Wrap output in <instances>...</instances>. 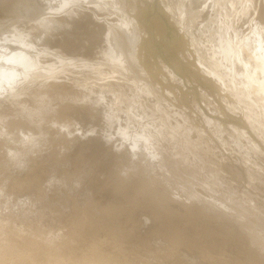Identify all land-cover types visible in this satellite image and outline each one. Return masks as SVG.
I'll return each mask as SVG.
<instances>
[{
  "label": "rangeland",
  "instance_id": "rangeland-1",
  "mask_svg": "<svg viewBox=\"0 0 264 264\" xmlns=\"http://www.w3.org/2000/svg\"><path fill=\"white\" fill-rule=\"evenodd\" d=\"M26 1L0 0V56L33 55L0 79V264H264V78L226 41L245 48L260 6ZM209 13L221 47L199 43ZM182 200L245 237L193 234Z\"/></svg>",
  "mask_w": 264,
  "mask_h": 264
},
{
  "label": "bare ground",
  "instance_id": "bare-ground-1",
  "mask_svg": "<svg viewBox=\"0 0 264 264\" xmlns=\"http://www.w3.org/2000/svg\"><path fill=\"white\" fill-rule=\"evenodd\" d=\"M26 1V0H25ZM31 1V0H30ZM30 1H26V2H24L23 4H24V6L26 7V6H28L29 5V2ZM35 2H36V0H34ZM230 1V0H229ZM232 1V0H231ZM235 1V0H234ZM264 0H253V1H251V2H255V4H258L260 7V9L262 10V11H264V5L263 4H261L262 2H263ZM224 2H226V0L224 1ZM190 6L191 7H193L194 9H197L198 11L201 9V7H202V2H201V0H200V2H198V1H196V0H190ZM223 4V3H222ZM231 4H233V3H231ZM20 5H22V4H19V6ZM31 5V4H30ZM223 5H225V4H223ZM257 5V6H258ZM59 6V5H58ZM222 6V5H221ZM246 5H244L243 7H245ZM24 7V8H25ZM210 7V6H209ZM242 7V6H241ZM30 8V7H29ZM28 8V9H29ZM235 8V6L233 7V9ZM21 9V8H20ZM217 6L215 7V9H214V7L212 6V9H210V13L211 14H215L216 12H217ZM238 9H240V7H238ZM216 10V11H215ZM235 10V9H234ZM233 10V11H234ZM241 10V12H242V9H240ZM220 11V10H219ZM235 12V11H234ZM238 12H240L239 10L238 11H236V13H238ZM210 13H209V17H208V19H207V22H204V24H202L200 27H199V33H201V34H203V36H204V39H202V40H199V43H202V41H204V42H207L208 43V41L209 42H212V45H211V43L209 44V45H211L212 47H213V44H216V46L217 47H221L222 46V37L224 36V32H223V30H222V32H221V30L219 29V28H217V29H215L214 28V30L215 31H213V32H211V31H209L208 30V25L209 24H211V23H213V22H215V20H212L211 18H210ZM73 14V13H72ZM191 15H195V12L194 11H192L191 12ZM191 15L189 16V18L191 17ZM216 15V14H215ZM220 15V14H219ZM218 16V15H217ZM214 19V18H213ZM217 19V18H216ZM190 22L193 24V26H195V27H197V25L198 24H196V23H199V17L197 16H194V17H191V19H190ZM188 20H187V22L186 21H184L183 22V24H184V28L188 31V26L187 25H190L191 23H190ZM188 23H190V24H188ZM225 23V22H224ZM70 25V24H69ZM216 25V24H215ZM219 25V24H218ZM225 25V24H224ZM212 26V25H211ZM228 26V30H229V24L227 25ZM263 26H264V24H263V21H261L260 19H259V17H258V19H257V21L254 23V25H253V29H252V31H251V33L252 34H250V36L248 35V36H245V48H243L241 45H242V43H241V41H240V43H238V44H236V43H232L231 41H230V39H226V41L228 42V44L230 43V51L232 50L233 51V55L236 57V59L238 58V59H240L239 60V64L242 62V63H244V66H245V69L247 70V68H250V65H254V67H255V72L254 73H252V78H254V80L256 79V80H258V78H257V76H259V73H258V70H260L261 72H262V78H264V37H263V35L261 34V32H262V30L264 29L263 28ZM27 27V26H26ZM212 28H213V26H212ZM211 28V29H212ZM226 29H227V27H225ZM23 29V28H22ZM233 30V29H232ZM249 30V29H248ZM229 31H231V30H229ZM22 32V31H21ZM232 32H234V30L232 31ZM191 33V32H190ZM211 33H213V38H211ZM244 34V33H243ZM240 35V34H239ZM237 36H238V34H237ZM242 36V35H241ZM9 37H13V36H9ZM110 37V36H109ZM106 38V37H105ZM241 38V37H240ZM124 39V38H123ZM234 39H236V38H234ZM233 40V39H232ZM236 42V41H235ZM254 42H256L257 44H256V46H258V50L256 51V48H255V44H254ZM53 43H55V46H56V43L57 42H53ZM53 43H51L52 44V46H53ZM59 43V42H58ZM57 43V44H58ZM20 44H21V46H22V43L20 42ZM205 44V43H204ZM23 45H25V43L23 44ZM7 46V49H8V51H7V54L4 56V55H1L0 56V70L1 69H3V70H1V71H3L2 73L0 72V79H2V78H4V81L2 82L1 81V83H2V87H3V91H4V89L6 88L5 87V85H6V83L8 82V81H10V76H12V78H13V75L15 74V72L12 70L13 68H14V66H12V64L13 63H22L23 65H24V67L28 64L27 62H28V58H33V55L32 54H30V56H28L29 55V52L27 51V50H25V49H23V48H21V47H16L15 45H6ZM26 46H28V44H26ZM51 46V45H50ZM104 46V45H103ZM211 46H209V47H211ZM54 47V46H53ZM208 47V48H209ZM229 47H228V53H230V51H229ZM251 47H253L254 48V53H251ZM29 48V47H28ZM73 48V47H72ZM14 49H18L17 51H14ZM14 52H13V51ZM103 50V49H102ZM205 50L206 51H208L207 50V48H205ZM213 50H214V48H213ZM210 51H211V49H210ZM106 52V51H105ZM209 52V51H208ZM244 52L248 55V57H246L245 58V56H244ZM210 53V52H209ZM219 53H217V52H215L214 53V55L216 56V59L217 58H219V59H223V60H226V57L228 56L225 52H224V54H223V58L220 56V54L218 55ZM209 55V54H208ZM214 55H211V56H213L214 57ZM110 56V55H109ZM126 56V55H125ZM210 56V57H211ZM224 56H225V59H224ZM15 57V58H14ZM76 57V56H75ZM231 59V58H230ZM235 59V58H234ZM228 60V59H227ZM11 61H13V63L11 62ZM237 60H235V62H236ZM229 62V61H228ZM234 62V63H235ZM129 63H130V61H129ZM232 63V62H231ZM217 65H219L218 63H217ZM224 65V64H223ZM232 65V64H231ZM32 66V65H31ZM234 66L235 65H233V67H232V69L234 68ZM237 67H239L238 66V64L236 65ZM12 67V68H11ZM144 67V66H143ZM26 68V67H25ZM145 68H147V67H145ZM219 68V67H218ZM230 68V67H229ZM18 69V68H17ZM258 69V70H257ZM20 70V69H19ZM22 70V69H21ZM109 70V69H108ZM134 71H135V69H134ZM22 72H23V70H22ZM21 72V73H22ZM112 72H113V70H112ZM233 72H234V69H233ZM232 72V73H233ZM14 73V74H13ZM21 73H20V75H21ZM24 73V72H23ZM22 73V74H23ZM135 73H138V72H135ZM244 73V72H243ZM26 74V73H25ZM128 74H130L129 72H128ZM229 74V73H228ZM238 74H239V72H238ZM242 74V73H241ZM256 74V75H255ZM16 75L18 76L19 75V71L16 73ZM244 75H248V76H250L249 75V72H247V73H244ZM22 76V75H21ZM131 76V75H130ZM248 76H247V78H248ZM23 77V76H22ZM140 77H142V76H140ZM155 77V76H154ZM243 77V76H242ZM233 78V77H232ZM245 78V77H244ZM249 78H251V76L249 77ZM248 78V79H249ZM251 78V79H252ZM139 79V78H138ZM146 79V78H145ZM157 79V78H156ZM237 79V78H236ZM235 79V80H236ZM250 79V80H251ZM255 80V81H256ZM136 81V80H135ZM234 81V80H233ZM240 81V80H239ZM238 81V82H239ZM247 81V80H246ZM249 81V80H248ZM253 81V80H252ZM137 82H138V80H137ZM142 82V81H141ZM150 82V81H149ZM251 82V81H250ZM250 82H249V84H250ZM156 83V82H155ZM241 83V82H240ZM251 83H253V82H251ZM263 84H264V81L262 82ZM144 84V82H142V85ZM151 84V83H150ZM153 84V83H152ZM157 84V83H156ZM255 84V88H256V90H257V88H258V90L260 91V88L258 87V82L257 83H254ZM253 84V85H254ZM261 85V84H260ZM144 86V85H143ZM143 86L141 87V88H143ZM153 86V85H152ZM262 86V88H263V90H264V85H261ZM1 87V86H0ZM156 87V86H155ZM145 88V87H144ZM8 89V88H7ZM140 90H142V89H140ZM155 90V89H154ZM156 90H158V89H156ZM245 90V89H244ZM257 90V91H258ZM2 91V92H3ZM262 92H264V91H262ZM97 104V103H96ZM94 106H96V105H94ZM22 133L23 134H25V129L23 128L22 129ZM144 185H146L147 187H149V189H150V186H148L147 185V183L145 184L144 183ZM145 186V187H146ZM153 188V187H152ZM154 189V188H153ZM151 190V189H150ZM154 193V192H153ZM158 193V192H157ZM156 194V193H155ZM159 194V193H158ZM161 196V195H160ZM160 196H159V198H160ZM198 197V196H197ZM196 198V197H195ZM190 199H192V198H190ZM189 199V200H190ZM156 200V199H155ZM195 201H196V199H195ZM198 201H200L199 199H198ZM159 202V204H165V203H170L168 200H167V197H161L160 198V200L158 201ZM165 202V203H164ZM172 204H175L176 206H177V210L176 209H173V208H168V210L167 211H176L177 213H179L180 214V210L179 209H181L182 211V213H185L184 215H186L187 213L188 214H190V216L189 217H191L192 219H193V225L195 226L194 227V233L193 234H195V230L198 232V230L199 229H201V232H202V229L203 228H201V227H211L214 231H216L215 233H214V235L216 234L217 236L219 235V232H218V230L220 231V234H221V232H223V233H225V234H227V233H229V235L230 234H232V235H235L234 236V238L236 239V240H238L239 241V237L241 236L240 234H238V233H241L242 235H243V237H245V233H244V230L242 229V230H239V231H237V232H235L236 230L235 229H237L239 226L236 224V226L234 225L233 226V224L231 225V224H229L230 226H228V224L226 223V222H228V220L229 219H231V218H228L227 217V221L225 222V221H222V218H220L221 216H219V214H217V212L216 213H214L215 211H212V210H209V209H211V208H209L208 209V206H205V208L203 207V208H200L199 206H197L195 203H191V202H188L187 200H182V201H175V202H171ZM192 204H194V205H196V206H192ZM198 204V203H197ZM214 205V204H213ZM168 206V205H167ZM202 207V206H201ZM213 208V207H212ZM181 213V214H182ZM219 213H220V211H219ZM224 213V212H223ZM226 214V213H225ZM226 216V215H225ZM187 217H188V215H187ZM224 219V218H223ZM205 220H212V222H214V223H216L213 227L212 226H209L208 224H207V222L205 221ZM200 222L201 224H199V226L196 224V222ZM232 221V220H231ZM230 222V221H229ZM228 222V223H229ZM231 223V222H230ZM190 224V223H189ZM205 225V226H204ZM235 227V229H233V227ZM238 226V227H237ZM200 227V228H199ZM239 228H241V226L239 227ZM238 228V229H239ZM237 229V230H238ZM192 231V230H191ZM205 231V230H204ZM203 231V232H204ZM193 232V231H192ZM196 232V233H197ZM200 232V231H199ZM200 232V233H201ZM202 232V233H203ZM200 233H198V234H200ZM201 233V234H202ZM207 232L205 231V233H203V234H206ZM222 233V234H223ZM208 234V233H207ZM247 234V233H246ZM228 235V234H227ZM248 235V234H247ZM209 236H210V234H209ZM220 236V235H219ZM225 236V235H224ZM192 237H194V236H192ZM200 237V236H199ZM211 237H213V236H211ZM221 237H223L222 235H221ZM195 238H196V236H195ZM194 238V239H195ZM224 238V237H223ZM225 238H226V236H225ZM192 239V238H191ZM240 239H241V237H240ZM234 240V239H233ZM245 240H247V239H245ZM193 241V240H192ZM194 243V242H193ZM246 243H247V241H246ZM195 244H196V242H195ZM243 246V245H242ZM181 261V260H180ZM59 262V261H58ZM167 263V262H166ZM31 264V263H30ZM47 264V263H46ZM56 264H57V262H56Z\"/></svg>",
  "mask_w": 264,
  "mask_h": 264
}]
</instances>
